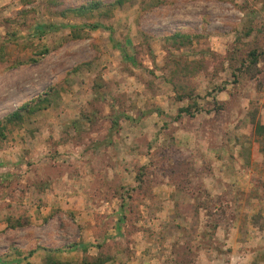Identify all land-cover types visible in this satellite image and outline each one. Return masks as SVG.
<instances>
[{
  "label": "rangeland",
  "instance_id": "1",
  "mask_svg": "<svg viewBox=\"0 0 264 264\" xmlns=\"http://www.w3.org/2000/svg\"><path fill=\"white\" fill-rule=\"evenodd\" d=\"M89 1L0 0V120L48 99L0 139V264H43L45 249L77 264L74 242L104 264H264V133L249 116L264 124V0L57 14ZM92 22L79 39L64 27ZM35 24L59 27L37 37ZM175 30L196 37L176 48ZM177 59L202 62L192 99L166 81Z\"/></svg>",
  "mask_w": 264,
  "mask_h": 264
},
{
  "label": "trees",
  "instance_id": "2",
  "mask_svg": "<svg viewBox=\"0 0 264 264\" xmlns=\"http://www.w3.org/2000/svg\"><path fill=\"white\" fill-rule=\"evenodd\" d=\"M127 0H112L108 3L102 4L98 0H91L89 2H85L84 4H79L77 6L73 7H67L57 12V14L61 17H65L66 15H72L76 17H84L87 15H91L93 10L100 9L101 6L106 7V11L104 12V15L106 17L109 15L110 10L112 7L115 6H121L123 3H125ZM163 0H148L147 2H144L143 8L144 9H150L152 7H155L156 5L160 4ZM59 26L55 24H35L33 26V31H35L34 35L37 37H40L43 35V33L46 30L50 29H57ZM64 27L69 29V36L70 39H79L83 37V34L81 33L82 28L87 29H96L100 27V24L98 22H92V23H83L81 25H72L67 24L64 25ZM250 33L249 29H245L239 33V36L235 37V39H239L241 36H248ZM192 37H196L195 35H189L180 31H173L166 36H164L165 42L172 43L176 48H179L181 46H187L191 43ZM122 57L125 60H129L131 63L134 62V60L126 55L124 53V50L119 48ZM40 53L47 52L48 49L45 46H41ZM212 57H218L222 59L223 61L232 60L234 54L233 50L225 56L223 54H216L213 52H208ZM244 58L246 59V63L244 62ZM259 58V53L257 52L256 47H249L244 53L243 58L240 60V66L243 68V71L249 74L250 76H254V72L256 71V64ZM0 55V60H1ZM201 61L192 60L191 62H186L185 60H174V66L169 71V77L166 79L167 83L170 84L172 91L174 92V99L176 101L185 99H192L194 96L192 94V89L187 85V79L189 77L194 76L198 70L202 68ZM193 95V96H192ZM48 104V99L45 94L36 95L35 97H31L30 99L22 102L18 106H16L15 109L4 115V117L0 120V139L5 138L6 133L11 128L19 127L22 123L25 116L30 115L31 113L43 109ZM191 106H195L194 102H192L191 105H186L184 107L178 108V113L183 112L187 115H191L193 112H191L189 109ZM250 122L252 123L254 133L256 135H262L264 133V124H261L258 119L254 118V114L250 113ZM77 129L76 127H74ZM50 217V216H48ZM47 219V218H46ZM6 223L7 227L9 228H15L22 226V222L19 219L10 220L8 217H6ZM79 246L81 249V257L77 264H104L108 260V256H103L100 254L97 255H91L87 253L88 244H79L78 242H74L72 244H68V247H75ZM45 249V248H44ZM46 253L44 256V263L43 264H75L73 262L69 261H62L60 259H57L54 257V254L52 253L53 250L51 249H45ZM31 252H28L30 255Z\"/></svg>",
  "mask_w": 264,
  "mask_h": 264
},
{
  "label": "crops",
  "instance_id": "3",
  "mask_svg": "<svg viewBox=\"0 0 264 264\" xmlns=\"http://www.w3.org/2000/svg\"><path fill=\"white\" fill-rule=\"evenodd\" d=\"M61 191H63V189H61Z\"/></svg>",
  "mask_w": 264,
  "mask_h": 264
}]
</instances>
